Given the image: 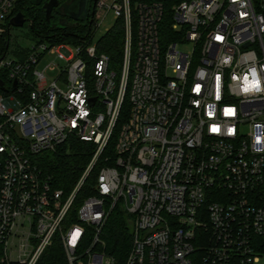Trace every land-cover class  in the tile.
<instances>
[{"label":"built area","instance_id":"1","mask_svg":"<svg viewBox=\"0 0 264 264\" xmlns=\"http://www.w3.org/2000/svg\"><path fill=\"white\" fill-rule=\"evenodd\" d=\"M15 2L0 0V38ZM110 15L118 63L92 39ZM21 51L0 58V264H46L57 234L68 264H264V0H96L85 38ZM74 140L93 152L66 194L32 157ZM117 204L133 219L124 263L100 238Z\"/></svg>","mask_w":264,"mask_h":264},{"label":"trees","instance_id":"2","mask_svg":"<svg viewBox=\"0 0 264 264\" xmlns=\"http://www.w3.org/2000/svg\"><path fill=\"white\" fill-rule=\"evenodd\" d=\"M42 0L40 4H34L33 0H16L15 7L8 19L10 20L18 12H23L26 17L24 27H28L34 40H49L52 42H74L77 43L83 39L90 32L91 16L88 14L85 20L73 19L70 16L64 15L60 17L61 13L58 8L53 9L51 23L49 24L46 19V9ZM67 22L65 28L55 29V26L60 22ZM11 28V26H10ZM11 31H8L0 38V58L6 52L9 53L12 38ZM124 30L119 23L115 28L108 31L102 37L104 41V51L112 56L115 63L120 62L122 55ZM13 50L14 54L21 55L22 46H18ZM2 77V78H1ZM7 71H0V79L7 80ZM93 152V145L90 142L74 140L64 144L56 152H45L40 155L32 157L33 161L43 170L45 174L51 175L54 179V186L62 188L66 194H69L77 184L88 163L91 160ZM94 168V172L88 176L83 187L81 188L75 200L73 207L64 221L63 228L66 229L78 221V210L84 198L97 194L94 185L98 169ZM96 170V171H95ZM94 231L87 228V234L84 241L78 248V252H83L92 243ZM101 240L104 242L102 249L106 253L112 255L118 263H124L133 243V219L131 215L119 204L115 205L107 217L105 224L102 227L100 235ZM97 247V245H96ZM100 248V246H98ZM43 262L46 264H68L64 245L61 241L60 234H57L54 244L48 248L43 256Z\"/></svg>","mask_w":264,"mask_h":264},{"label":"rangeland","instance_id":"3","mask_svg":"<svg viewBox=\"0 0 264 264\" xmlns=\"http://www.w3.org/2000/svg\"><path fill=\"white\" fill-rule=\"evenodd\" d=\"M114 16L110 15L106 19H104L100 26L95 28L92 32V39L93 43L97 42L100 38L103 37L105 32L113 26L114 24ZM11 38H12V44L10 47L9 55L8 57H11L13 55V50L18 46H22L24 48H29L32 46L34 43L33 36L30 32V29L28 27H15L11 26ZM68 42V41H67ZM15 51V50H14ZM51 63H59L58 61H55V58L51 55H46L45 57L42 58V60L37 64V69L39 71H45L46 68L51 64ZM3 69H0V71ZM5 71V70H4ZM58 73V69H49L47 71V75L49 76H54ZM89 164V163H88ZM98 169V167H96ZM96 169V170H97ZM95 170V171H96ZM94 172V171H93ZM82 176V175H81ZM16 246L10 244L9 250L14 249Z\"/></svg>","mask_w":264,"mask_h":264},{"label":"water","instance_id":"4","mask_svg":"<svg viewBox=\"0 0 264 264\" xmlns=\"http://www.w3.org/2000/svg\"><path fill=\"white\" fill-rule=\"evenodd\" d=\"M41 2H42V0H33L34 4H40ZM60 4H61V0H46L45 1L44 7L46 9V19H47L49 24L51 23L53 9L55 7H59ZM79 9H80V12L78 14H73V13H71L70 10H66V13H67V15H69L71 17H74L75 19L85 20L86 19V14H87V4H86V2L83 3ZM25 23H26V17H25L23 12H18L10 20V26L23 27L25 25ZM64 23L65 22H60L59 24H57L55 26V29L65 28L66 24H64ZM0 86L1 87L4 86V82L2 80H0ZM95 100H96V98H93L92 99V103H94Z\"/></svg>","mask_w":264,"mask_h":264},{"label":"flooded vegetation","instance_id":"5","mask_svg":"<svg viewBox=\"0 0 264 264\" xmlns=\"http://www.w3.org/2000/svg\"><path fill=\"white\" fill-rule=\"evenodd\" d=\"M85 2L87 4V14H86V18H87L88 14L93 13L95 11L96 0H61V4L59 5V7H57L58 11L61 13V15L63 14L60 17V19L64 18V15H67L66 10H70L71 13H73V14H78L80 12L79 8ZM67 16H69V15H67ZM71 18L75 19L74 17H71ZM65 23H67V22L65 21Z\"/></svg>","mask_w":264,"mask_h":264}]
</instances>
